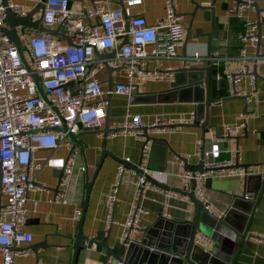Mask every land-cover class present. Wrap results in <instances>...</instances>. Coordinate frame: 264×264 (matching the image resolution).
<instances>
[{
	"label": "crops",
	"instance_id": "1",
	"mask_svg": "<svg viewBox=\"0 0 264 264\" xmlns=\"http://www.w3.org/2000/svg\"><path fill=\"white\" fill-rule=\"evenodd\" d=\"M11 1L21 5L24 14L36 4L35 0ZM128 1L130 0H120L125 14V25L130 17L140 16L146 25L151 26L163 16L164 3L161 0H142L139 5L133 6H127ZM175 2V12L181 16L180 24L184 37L185 35L187 37L185 45L181 44L177 48L173 59L149 58L147 60V70H158L163 76L158 79L150 76L136 78L135 92L131 100L125 95L110 93L107 109L108 127L114 129L122 122L125 114H138L143 126H147L154 116L177 118L185 117L191 111L195 112L194 103L183 101L175 94H162L169 89L173 71L180 68L184 61L191 65L205 66L208 61L206 58L207 37L211 35V32L210 56L219 58L220 62L219 65H212L209 62V67L217 69V72L221 74L224 69H234L241 65L239 54L241 45L237 36L242 32L244 20L256 23L258 10L260 11L258 18L261 22L258 65H253L251 60L246 61L248 72L255 71V77L254 75L252 77L254 86L251 89L250 76H243L236 87L238 96H245L244 99H225L210 104L207 126L203 133L199 126L190 125H177L172 129L153 128L147 130L148 139L143 150V136L136 139L131 132L119 131H112L107 135L105 150L112 154V157L103 156L91 180L81 222V234L92 236L96 231L108 228L109 247L119 244L122 239L124 220L129 211L130 202L133 200L136 174H143L147 179L158 178L160 181H153L155 185L153 188H143L135 200L140 212L137 220L132 224L135 231L131 238L143 237L141 230L159 218L173 222L193 220L195 204L185 194L189 190L190 180L183 181L178 174L184 169L197 170L200 163L203 165L209 159V146L213 138L221 134L223 124L245 121L239 132L218 141L219 157L227 158L228 150L236 149L241 165H258V173L264 172V0H251L250 5L241 9L240 19L227 13L229 8L236 5L233 0H215L213 6H210L211 0H175ZM118 3V0H107L104 5L108 10H121ZM252 5H255V8ZM196 6L206 7V9H195ZM70 8L76 10L73 6ZM25 34L32 36L37 33L26 29ZM127 41L128 37L125 35L118 37L115 49L106 50L100 54V56H106L103 59L104 62L111 65L113 58L109 54ZM250 51L251 49L246 47V52L250 53ZM194 53L199 55V60L192 58ZM96 78L104 91L102 95L104 100L107 99L106 91L110 82L112 87L114 84L125 82L121 71L113 69L109 73L105 67L97 72ZM227 96L232 95L227 92ZM76 133H79L77 139L83 145L82 149L75 145L74 150L70 152L63 140L54 148H38L32 153L33 161L40 162L42 166L34 173V183L37 188L28 194L29 199L25 203L26 218L22 228L31 234V240L20 244L19 248L27 250L28 255L15 256L14 264H70L72 240L79 220V218L74 219V210L79 208L81 211L85 172L89 180L102 150L100 146L102 137L99 133L83 131L82 127ZM197 140H200L199 146ZM181 154L189 156L186 160L176 158ZM68 156H70L71 172L65 185L66 202L55 203L49 199L58 188L61 166ZM123 157L128 158L127 167L134 169L135 174L122 173L116 188L115 201L109 211L106 199L114 182L118 161ZM180 163L183 164L182 167ZM139 164L143 166L144 171L136 169ZM193 186L196 187L197 183L194 182ZM254 186L253 180L246 182L244 177L240 176H209L204 184V198L209 211L215 215L224 214L236 198L246 195V200L235 202L239 209L249 211L245 232L264 234V190L255 198L252 206L248 205ZM167 191L179 192L166 195ZM4 202L5 197L0 192V208ZM128 227L129 224L126 225V228ZM219 231L197 232L194 236L195 238L202 235L209 239H198L197 243L213 258L215 264H264L263 243L249 240L246 236L241 241L225 226H220ZM95 248V245L79 248L74 264H124L111 256L106 257L103 247L98 250Z\"/></svg>",
	"mask_w": 264,
	"mask_h": 264
},
{
	"label": "built area",
	"instance_id": "2",
	"mask_svg": "<svg viewBox=\"0 0 264 264\" xmlns=\"http://www.w3.org/2000/svg\"><path fill=\"white\" fill-rule=\"evenodd\" d=\"M38 0H35L37 3ZM70 1L69 8H66ZM107 0H45L39 25L45 29L55 30L64 23L63 36L66 39L52 37L48 34L37 33L27 36L24 28H14L16 37L22 46V54L29 69L20 61L15 46L3 33L6 29L5 7L0 0V192L5 202L0 208V264H14L15 256H26L28 251L20 249L21 243L31 240V234L22 226L25 222L28 194L37 186L34 183V173L40 170V162H34L32 153L38 148H54L60 141L71 152L72 144L65 140L66 132L76 133L80 127L100 128L104 121V104L102 99L104 91L96 78V74L104 67V60L99 59L103 51L116 48V39L127 36L128 41L122 45L112 59L111 67L121 71L125 82L114 84L107 93L125 95L129 100L135 92L136 78L150 76L158 79L163 74L158 70H147V60L155 58L170 60L176 56V50L181 46L184 38L180 24L181 16L175 12V0H161L164 3L163 16L154 25H146L143 18L133 16L124 22L122 10H108L104 3ZM142 0H130L127 6L139 5ZM6 7L16 17L24 15L21 5L5 0ZM251 4V0H240V3L229 8L227 13L238 19L241 18V9ZM70 6L76 8L72 10ZM126 21V20H125ZM241 45L239 54L241 65L234 69H224L230 95H238L236 84L243 76H250L251 89L253 88V75L248 72L246 61L251 60L258 65L256 51V25L254 22L244 20L242 32L237 36ZM149 46V47H148ZM148 47V48H147ZM246 47L251 49L246 52ZM199 60V55H192ZM264 58V57H263ZM212 65H219L220 59L210 57ZM36 74L45 92L46 103L37 94L32 75ZM70 83V84H68ZM195 121V112L191 111L185 117L164 118L154 116L147 124L149 128L172 129L177 125H186ZM65 125L66 131L62 130ZM245 121L240 123L223 124L222 132L213 138L209 146V159L203 163L202 170H182L178 177L183 181L191 179L197 183L193 186L192 196L202 206L209 210L204 198V184L209 176L219 177H245L258 173V165L243 166L239 163L236 149L228 150L227 158H220L218 141L240 131ZM143 126L138 114H125L122 122L116 125L113 132H131L138 139L142 136L140 127ZM200 145V140H197ZM145 145H142V150ZM264 154V147H263ZM188 154L176 156L186 160ZM70 156L61 166V176L56 190L50 197L55 203L66 202L65 185L70 176ZM127 157L118 161L114 182L107 196L106 204L110 211L115 201V192L122 173L135 174L134 169L128 168ZM180 163V167H182ZM136 169L141 171L139 164ZM264 182V172L260 171ZM133 200L124 220L121 238L131 239L132 225L138 218L140 208L135 200L143 188H153V181L158 178L146 179L143 174H136ZM264 190V185L262 191ZM166 195L178 194L167 191ZM185 196V195H184ZM244 198H247L244 195ZM80 216V209L74 210V219ZM245 236L252 241L264 244V234L247 233ZM209 240L198 235L194 238ZM151 250V248H150ZM35 264V263H33Z\"/></svg>",
	"mask_w": 264,
	"mask_h": 264
},
{
	"label": "water",
	"instance_id": "3",
	"mask_svg": "<svg viewBox=\"0 0 264 264\" xmlns=\"http://www.w3.org/2000/svg\"><path fill=\"white\" fill-rule=\"evenodd\" d=\"M215 0H211V5L213 6ZM236 4L240 3V0H233ZM45 0H38L35 6L27 13L21 17H16L13 13L6 7L5 0H1L2 5L5 7V18L4 22L6 23L7 28L3 29L4 35L7 39L15 46L21 64L29 69L26 60L22 54V46L15 35L14 28L19 27L20 30L28 28L35 33H44L52 37L66 39L63 36L64 23H62L58 29L50 30L45 29L39 25L41 12L43 10V3ZM118 5L123 10L120 0H118ZM70 1L67 2L66 8H69ZM255 8V5H252ZM195 9L204 10L206 7L196 6ZM194 9V10H195ZM210 11L212 8L210 7ZM260 11H256V51L255 54L258 56V48L260 46V26L261 22L258 18ZM35 16H37L35 18ZM35 18V19H34ZM212 35V32H211ZM207 37V46H206V61L205 66H196L187 64V61H184L180 68H177L173 71L171 81L169 82V89L167 92L162 94H175L176 97L182 98L183 101H190L195 105V121L186 125L190 126H199L201 132L203 133L204 128L207 126V113L209 105L212 103H218L219 100L233 99V98H242L245 96L232 95L227 96V87L228 83L225 77L222 74L217 72V69H211L209 67L210 59V47L209 41L210 37ZM187 37L183 38L182 46L185 45ZM122 45H119L115 51L121 48ZM115 51H112L109 56L114 58ZM99 59H104L106 56H97ZM105 69L110 73L113 68L104 62ZM254 75L255 71L249 72ZM34 80L35 89L37 94L43 99L46 103L45 92L41 87V82L39 77L36 74L32 75ZM70 84V83H68ZM112 87V82L108 84L107 91H110ZM109 95L107 93V99L105 100V111H104V123L101 128H90L83 127V131H89L91 133H99L102 137L100 146L102 150L98 155V162L96 168L88 180V176L85 172L84 179V199L80 211L79 220L77 223L76 234L72 240V255L70 264H74V258L76 252L81 247H90L95 245V249L98 250L101 247L105 249L106 257H113L118 261H121L124 264H215V261L211 256L205 252L198 243L194 242V236L197 232L208 233L209 230H214L215 232H220L219 227L225 226L229 228L233 233H235L238 238L243 241L245 237V227L248 222L249 211L239 209L235 202L236 200H246L244 195L236 198L235 201L230 205V207L221 215H215L211 211L205 209L202 204L193 198L192 189L194 185V180H190V186L188 192L185 194L194 202L195 204V213L193 220L191 222H173L167 221L162 218L155 220L150 226L143 228L141 231L144 236L140 239H121L120 243L109 247L107 244V239L109 236V229H104L96 231L92 236H85L81 234V222L84 214L85 204L87 200V194L90 188L91 180L93 179L95 172L98 166L101 163V160L104 155H109L112 157L107 150H105V142L107 135L113 131L110 129L107 124V109L109 107ZM147 126H141L140 130L142 131V136L144 141L142 144H145L148 139ZM62 130L66 131V127L63 124ZM79 133H68L66 132V138L68 142L72 144V147L77 145L80 149L83 148V145L78 141L77 136ZM195 169H192L194 171ZM197 170H202V163L197 167ZM147 179V178H146ZM246 182L253 180L255 183V188L252 192V198L248 202L249 206L255 201V198L262 192L264 182L262 181L260 173H252L244 177ZM166 189V187L164 188ZM142 191V190H141ZM140 191V192H141ZM179 192V191H175ZM132 225L128 229H132ZM135 231V229L133 228ZM214 234V232H213ZM151 248V250H150Z\"/></svg>",
	"mask_w": 264,
	"mask_h": 264
}]
</instances>
